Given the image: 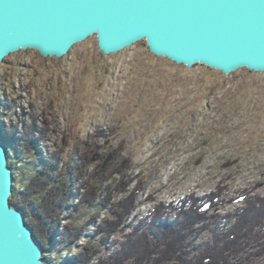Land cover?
I'll return each mask as SVG.
<instances>
[{"label": "rangeland", "instance_id": "obj_1", "mask_svg": "<svg viewBox=\"0 0 264 264\" xmlns=\"http://www.w3.org/2000/svg\"><path fill=\"white\" fill-rule=\"evenodd\" d=\"M30 126L34 147L25 138ZM0 133L18 202L53 153L61 152L55 176L84 168L72 185L82 195L71 190L46 240L49 264H110L133 241L141 254L114 264H215L199 258L239 248L227 264H264V216L247 214L264 209V73L188 69L151 54L144 41L108 56L94 37L61 58L19 51L0 64ZM75 173L64 177L72 184ZM92 186L94 205L82 204ZM129 196L133 211L120 222ZM192 218L172 241L166 226ZM64 227L84 229L60 245Z\"/></svg>", "mask_w": 264, "mask_h": 264}, {"label": "water", "instance_id": "obj_2", "mask_svg": "<svg viewBox=\"0 0 264 264\" xmlns=\"http://www.w3.org/2000/svg\"><path fill=\"white\" fill-rule=\"evenodd\" d=\"M90 37L104 56L144 41L188 69L264 73V0H0V64L28 49L61 58ZM12 193L0 133V264H49Z\"/></svg>", "mask_w": 264, "mask_h": 264}, {"label": "trees", "instance_id": "obj_3", "mask_svg": "<svg viewBox=\"0 0 264 264\" xmlns=\"http://www.w3.org/2000/svg\"><path fill=\"white\" fill-rule=\"evenodd\" d=\"M32 131H33V127L30 126V129L27 130L25 133V138L30 139L29 144H30V146L34 147L35 145H39V141L36 139L32 140L30 138ZM45 133H46L45 129H42L39 138L40 139L43 138ZM60 153H61L60 151H57V152L53 153L51 155V157H46V159H45L46 164L44 165V167L41 168L40 172H38L37 174H35L31 178L30 182L28 183V185L24 189V193H22V195H21V201H19V202L16 201L12 195L10 197V203L18 206L19 208H21L23 210V212L25 214V220L32 227L33 233H34L35 237L37 238V240L39 241V243L41 244L44 252H47V250H48L47 245H46V240L51 239L50 234H52V232L55 230L56 226L58 225V223L60 221V216L63 213L62 209H63V206L65 204V201H66L67 197L69 196V194L72 190V185L74 187V182L72 181V184H71V183H69L68 179L64 177L65 174L67 175L68 173H74V170L72 167H68L60 173L58 172V174L56 176H55V174H53V170H54L53 167H55V164L57 162L56 161L57 157H59ZM115 154H116V152H112L111 153L112 157H116ZM84 157H86V155H84ZM85 159L87 160V158H85ZM83 160L84 159H82V161ZM85 164H88V163H85ZM9 165L12 168V165L10 163H9ZM83 170H84V168H82V166H80L79 176L83 175ZM119 171L121 172L122 170L118 169L117 173ZM97 176H99V174H97ZM102 180H103V178H102ZM102 180L100 183L101 185L103 184ZM106 190L108 191V189H106ZM72 191L74 192V189ZM96 193H97V189L94 186H92L91 187V193L88 196L89 198H85V199L82 198L83 199L82 204H87V205L93 206L94 205L93 202L95 200L94 198L96 197ZM74 194H76V192H74ZM38 196H40V198L38 201H36V203H34L33 205H31L32 203L27 204V200H29L30 198L34 199ZM108 196H110V194ZM127 199L128 200H125L123 202V204L121 205L122 207L124 206V210L122 211V213L119 216L120 222H124L125 217L128 216L133 211V209H132L133 207L131 205L133 196H129V198H127ZM258 204H260V203H258ZM262 208H264V207H262ZM263 210L264 209L258 211V209L256 210L252 207H249V209L247 210V214L251 212L250 220H254V219H256V217L264 216V213H262V214L260 213ZM191 220L193 221V218L190 220H187V221L185 220V221H183V223H180L181 222L180 221V222H175L170 226H166L165 231L169 232V236L172 239V241L174 240V238L176 236L182 237L181 233L183 232V229H185V225L190 226ZM108 225H109V227L106 229V231L108 233L114 234L116 232V229H115L116 228L115 227L116 220L109 222ZM160 227H161V225H160ZM159 228L151 227V230H153V232L157 236H159L158 235ZM83 229L84 228L77 231L75 229L71 230L68 227H64L62 229L63 233H61V236L59 238L60 239L59 240L60 245L66 244L67 242H71L74 238H76L77 235H80V232H83ZM189 233L190 232L188 230V233L186 232L185 234L188 235ZM235 237H236V235H235ZM257 238H258V236H257ZM238 240H239V238H238ZM246 243L247 242H245L244 244H246ZM141 248H144V246L142 244L138 243L137 241H133L132 243H130V245H126L124 248H122L120 250V253L118 252L117 256L114 257L115 258L113 260L114 262L110 263V264H114V263L119 262L118 261L119 258H121L123 261V257H128L131 255V252L133 250L139 251V250H141ZM241 251H242V249H240V248L236 249L233 253L230 254V256L237 255V254L239 255ZM138 253L141 254L140 251ZM208 255H210L211 261L213 260L215 262V264L216 263L219 264V261H220V263L222 262L221 264H227V261L230 257V256L227 257V254L220 253L219 251L216 252L213 249V250H207L206 254L199 258V261ZM81 257L83 260L82 255H81ZM78 260L81 261L79 258H78ZM199 264H202V262L200 261Z\"/></svg>", "mask_w": 264, "mask_h": 264}, {"label": "bare ground", "instance_id": "obj_4", "mask_svg": "<svg viewBox=\"0 0 264 264\" xmlns=\"http://www.w3.org/2000/svg\"><path fill=\"white\" fill-rule=\"evenodd\" d=\"M41 131H42V130H41ZM45 134H46V133H45ZM45 134H44V135H45ZM39 135H40V134H39ZM43 137H45V136H43ZM79 158H80V159H83V157H79ZM54 159H55V158H54ZM54 159H53V160H54ZM58 159H59V157H57V160H56L57 162H58ZM80 159H79V161H80ZM84 160H85V159H84ZM46 161H47V160H46ZM57 162H56V164H57ZM86 162H87V161H86ZM84 166H85V165H84ZM53 168H54V167H53ZM72 168H73V170L75 169L73 166H72ZM62 170H64V169H61V171H62ZM79 170H80V165H78V166L76 167V169L74 170V171L77 172V173L74 172L75 175H74V178H73V180H72V181L74 182V185H75L77 182H79V181H83V180H82V178H84L83 176L80 177V178L78 177V176H79ZM74 173H72V174H74ZM75 178H76V179H75ZM74 180H75L76 182H75ZM80 184H81V183H80ZM74 192H76V195H79V196L82 195V194L79 192V190H78L77 188L74 189ZM74 192H73V193H74ZM98 227H100V226H98ZM174 260H175V259H174ZM72 261H73V260H72Z\"/></svg>", "mask_w": 264, "mask_h": 264}]
</instances>
